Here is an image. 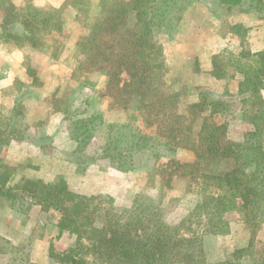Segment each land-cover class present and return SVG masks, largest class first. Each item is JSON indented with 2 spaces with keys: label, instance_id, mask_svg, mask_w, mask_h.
Returning <instances> with one entry per match:
<instances>
[{
  "label": "trees",
  "instance_id": "1",
  "mask_svg": "<svg viewBox=\"0 0 264 264\" xmlns=\"http://www.w3.org/2000/svg\"><path fill=\"white\" fill-rule=\"evenodd\" d=\"M239 1L230 0L229 4ZM183 8L180 0H114L106 4L102 18L87 36L85 60L80 65L107 79L103 96L114 105L125 110L129 102H137L135 122L140 123L106 124L100 158L107 160L109 167L128 172L141 163L148 150L153 155L155 149L169 153L188 149L194 155L192 162L169 159L157 170L165 187L182 178L187 192L202 198L178 225L169 226L161 219L158 206L145 207L134 201L130 209L118 214L109 198L75 193L62 178L49 183L22 178L13 183V170L0 160V206L23 215L33 203L44 212L56 211L57 238L65 233L75 237L74 245L63 252L50 243L48 257L56 264H209L203 249L205 235L226 232L234 213L246 226L259 224L264 210V51L245 55L256 65L242 73L239 83V94L254 99L248 118L253 129L242 141H231L227 125L213 120L221 114L223 102L203 96L197 103L186 104L179 92L166 85L163 46L173 24L180 22ZM30 11L34 13L20 16L10 0H0L2 43L33 42L38 29L35 21L48 25V19L39 17L40 9ZM130 12L135 14L131 27ZM213 68V77L221 79L222 72ZM246 102L242 100L243 105ZM181 106L183 113L179 112ZM56 111L62 112L66 121L73 119L70 132L75 151L93 143L96 117L79 119L76 113L68 115L60 108ZM11 133V138L0 140V147L16 139ZM213 166H224L225 170L216 173ZM255 247L251 240L215 264H245L242 260L246 256L251 257L248 264H264V246Z\"/></svg>",
  "mask_w": 264,
  "mask_h": 264
},
{
  "label": "rangeland",
  "instance_id": "2",
  "mask_svg": "<svg viewBox=\"0 0 264 264\" xmlns=\"http://www.w3.org/2000/svg\"><path fill=\"white\" fill-rule=\"evenodd\" d=\"M112 1L92 3L89 0H66L61 9H50L39 6V1L18 0L20 6L15 7L20 16L34 13L30 8L40 9L41 15H38L48 19V25L35 21L38 29L33 33V42L26 40L16 45L0 41V80L11 77L0 87L3 97L0 100V140L11 138V132H14L15 141L24 136L21 141L40 144L42 153L52 160L46 163L52 169L43 172L48 182L65 177L64 180L75 193L109 198L118 214L130 209L134 201L145 207L158 206L163 222L175 226L196 206L202 195L188 193L186 180L182 178L174 179L170 186L165 187L157 166L166 164L169 159L190 163L194 160L192 151L179 148L175 153H169L155 149L150 155L151 151L148 150L141 156V163L128 172L117 171L108 166L107 160L100 158L106 138V124L140 123L135 122L137 102H129L127 108L122 110V107L103 96L107 79L94 69L80 65L85 60L87 36H80L71 46L74 43L71 39L78 31H70L66 27L70 24L64 25V22L78 19L77 23H80L82 30L84 28L89 32V36L94 22L103 16L102 7ZM261 2L240 0L239 8H216V4L210 5L212 0H180V4L184 5L179 14L180 22L176 26L173 24L163 46L166 85L172 91L179 92L180 99L186 104L197 103L203 96L207 100L223 102L221 114H216L213 120L227 125V137L234 142L242 141L243 136L253 129L248 118L254 99L239 94V83L242 73L255 68L256 64L250 56H245L250 53L245 44H252L246 41L245 29L239 25L232 26L230 19L233 20L232 17L239 15L240 11L244 13L241 18L243 23H248V18L264 19V0ZM194 4L205 5L208 9L201 7L203 9L200 11L199 6L189 8ZM134 22L135 14L130 12L128 25L131 27ZM229 33L237 35L234 42L240 43L241 51H237L236 43L219 38ZM257 41L264 45L263 36ZM213 65L222 72L221 79L213 77ZM205 66H212V70L205 71ZM261 96L264 101V89ZM242 100H247L246 104L243 105ZM58 108L66 110L68 115L76 113L79 119L89 116L97 118L96 139L92 144L75 151L76 143L71 140L70 132L73 119L66 121L64 114L56 111ZM50 111L54 113L53 116L41 119ZM184 111L183 106L179 107V112ZM0 150V160L6 165L11 156L4 145ZM154 153L158 155L157 158ZM53 161L57 162L55 167ZM224 168L213 166L216 173L224 171ZM10 169L13 176L25 170L23 167ZM55 172L62 173L64 177L55 178L60 175ZM18 215L10 222L14 225L13 229L6 228L8 224L4 226L0 223V251L5 253L0 254V264H33L36 248L32 242L16 247L9 241L14 237L17 225L23 227L26 223L32 226V223L26 222L29 219L27 214ZM239 218L237 213L232 214L226 232L203 237V249L209 264L226 260L235 249L245 248L251 240L255 241L257 249L264 246V210L258 226H246ZM35 230V237L39 238L43 227L36 225ZM252 257L257 258L255 255ZM250 259V256L249 259L246 256L242 261L248 264Z\"/></svg>",
  "mask_w": 264,
  "mask_h": 264
},
{
  "label": "crops",
  "instance_id": "3",
  "mask_svg": "<svg viewBox=\"0 0 264 264\" xmlns=\"http://www.w3.org/2000/svg\"><path fill=\"white\" fill-rule=\"evenodd\" d=\"M10 1L17 8L20 6L18 0H10ZM35 1H39V4H38L39 6H47L50 9H61L65 5L66 0H35ZM89 1L92 3H94V2L98 3L99 0H89ZM207 1H210V0H207ZM215 4H216V8H221L224 6H227V7L232 6L233 8H239V6H240V3H235V4L227 3L226 4V2H224L223 0L222 1L217 0V2H214L212 0V3L210 5H215ZM195 7H198V9L200 11H202L203 8H205V10L208 9L205 5L201 6L200 4H194V5L190 6L189 8H195ZM201 7H203V8H201ZM212 7L214 8V6H212ZM239 13H240L239 15L232 17L233 20L230 19V22H231L232 26L239 25L245 29V31L247 33V35H245V36H247L246 41L247 42L249 41L252 43L251 45H248L245 42L246 43L245 48L248 49L247 51H249L251 54H256V53L264 51L263 43L257 41V39L259 37L262 38V36H263V38H264V19L261 20L260 18H257V17H254L251 19L248 18L247 19L248 23H243L241 18L244 16V13H242L241 11ZM203 14H204V12H203ZM251 15H252V13H251ZM77 21H78V19H75L73 21L69 20V21L64 22V25L70 24L69 27L66 25L67 28L71 29L70 31H78V34H75L76 38L73 37V39H71V42L74 41V43H71V46H73L75 44L76 40L80 36H83V38H84V37L88 36V33H89L84 28L82 30V27L79 25L80 23H77ZM219 38H221V39L224 38V40H226L225 42L236 43V42H234V40H236L237 35L234 33H229L226 36H220ZM254 39L256 40V42L254 41ZM236 45L238 48L237 51H241L242 48L240 47V43L237 42ZM69 51H71V50H69ZM17 53H19L18 50H17ZM211 68H212V66L209 68L205 66V71H209V70L211 71L212 70ZM10 79H11V77L0 80V84L2 82L0 87H3L4 81H8ZM0 93H1V89H0ZM1 94H0V100L3 99V97L1 98ZM53 115H54V113H52V111H50L46 117H43L41 119H46V118L53 116ZM6 149H7V153H9L8 155L11 156V159L9 158L5 162L7 167H9V168H21V167L25 168L24 171H22L19 174H15V176H13V183H17L22 178H26V179H30V180H42V181H45L46 183H49L43 177V172L46 169H52L46 165L47 162H52V160H51L49 155L42 153V151H41L42 146H40V144H38L36 141L33 143H29V142L21 141V140H19V141L12 140L6 146ZM56 164H57V162L53 161V167H55ZM55 173L60 174V175H56L55 178L61 177V176L64 177L62 175V173H59V172H55ZM64 179L66 180L65 177H64ZM50 182H52V181H50ZM81 195L86 196L85 194H81ZM15 216L19 217V215L17 213H15L14 211H11L7 206L1 207L0 223L4 226L8 224L6 226V228L13 229L12 226H14V225L10 224V222L15 218ZM28 217H29V219L26 222L32 223V226H29V225L27 226L26 223H25V226H23V227H20L17 225L16 233L18 231L19 235L17 237L16 233H15V235H13L14 237L9 238L10 244L18 247V246L23 245L25 243H27V245L31 244V242H32V245L36 248V250L34 252L35 258L32 261L33 264H44V262H46V264L47 263L50 264V262L56 264L54 261H52L48 257V249H49L50 243L51 242L53 243L56 251L63 252V251L67 250L68 248H70L74 245L75 237L65 233V234H62L60 237L57 238L58 232H57L56 225H57L58 220H59V214L56 211L49 210V211L44 212L41 210V208L38 205L33 203L29 212L27 213V218ZM36 225H40V227H43V233L41 236H39V238L35 237ZM1 235H2V233H0V236Z\"/></svg>",
  "mask_w": 264,
  "mask_h": 264
}]
</instances>
